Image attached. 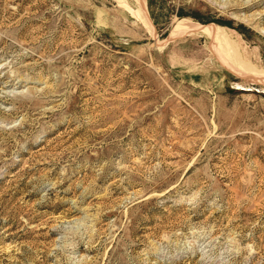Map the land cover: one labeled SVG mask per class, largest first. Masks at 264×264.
<instances>
[{
    "label": "rangeland",
    "instance_id": "1",
    "mask_svg": "<svg viewBox=\"0 0 264 264\" xmlns=\"http://www.w3.org/2000/svg\"><path fill=\"white\" fill-rule=\"evenodd\" d=\"M0 264H264V0H0Z\"/></svg>",
    "mask_w": 264,
    "mask_h": 264
},
{
    "label": "bare ground",
    "instance_id": "2",
    "mask_svg": "<svg viewBox=\"0 0 264 264\" xmlns=\"http://www.w3.org/2000/svg\"><path fill=\"white\" fill-rule=\"evenodd\" d=\"M221 33V32H220ZM218 34V33H217ZM222 35V34H221ZM225 37V36H224ZM223 40V39H222Z\"/></svg>",
    "mask_w": 264,
    "mask_h": 264
}]
</instances>
